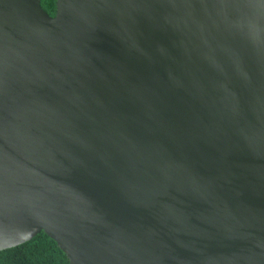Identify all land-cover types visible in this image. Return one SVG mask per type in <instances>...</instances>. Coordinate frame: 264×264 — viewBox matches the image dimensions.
Segmentation results:
<instances>
[{
    "label": "water",
    "instance_id": "95a60500",
    "mask_svg": "<svg viewBox=\"0 0 264 264\" xmlns=\"http://www.w3.org/2000/svg\"><path fill=\"white\" fill-rule=\"evenodd\" d=\"M264 264V0H0V252Z\"/></svg>",
    "mask_w": 264,
    "mask_h": 264
},
{
    "label": "trees",
    "instance_id": "16d2710c",
    "mask_svg": "<svg viewBox=\"0 0 264 264\" xmlns=\"http://www.w3.org/2000/svg\"><path fill=\"white\" fill-rule=\"evenodd\" d=\"M43 9L56 15L57 0H42ZM0 264H70L56 241L44 232L18 247L0 252Z\"/></svg>",
    "mask_w": 264,
    "mask_h": 264
}]
</instances>
